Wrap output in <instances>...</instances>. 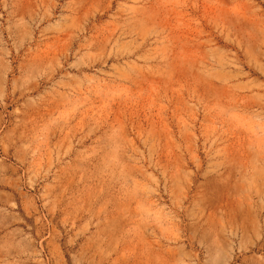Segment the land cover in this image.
Here are the masks:
<instances>
[{
    "label": "rangeland",
    "instance_id": "obj_1",
    "mask_svg": "<svg viewBox=\"0 0 264 264\" xmlns=\"http://www.w3.org/2000/svg\"><path fill=\"white\" fill-rule=\"evenodd\" d=\"M0 264H264V0H0Z\"/></svg>",
    "mask_w": 264,
    "mask_h": 264
}]
</instances>
